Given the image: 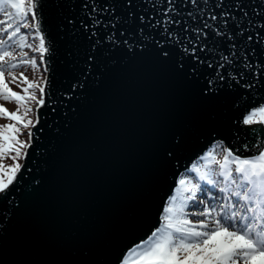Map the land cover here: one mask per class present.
<instances>
[{
  "label": "water",
  "instance_id": "obj_1",
  "mask_svg": "<svg viewBox=\"0 0 264 264\" xmlns=\"http://www.w3.org/2000/svg\"><path fill=\"white\" fill-rule=\"evenodd\" d=\"M35 11L45 103L0 193V264H123L212 144L248 158L264 142V125L242 123L264 106V0H36Z\"/></svg>",
  "mask_w": 264,
  "mask_h": 264
},
{
  "label": "snow or ice",
  "instance_id": "obj_2",
  "mask_svg": "<svg viewBox=\"0 0 264 264\" xmlns=\"http://www.w3.org/2000/svg\"><path fill=\"white\" fill-rule=\"evenodd\" d=\"M35 8L36 0H0V13L5 17L0 19V37L6 36L0 38V99L15 102L18 106L16 112H10L0 105V115L16 121L15 124L0 126V159L10 152L15 153L12 157L14 161L25 155L21 149L29 144L18 138L22 131L17 125H22L24 129L34 126L33 121L27 119L33 111L28 105L35 103L43 106L45 103L37 92H45L42 83L46 85V78L41 76L30 81L23 71L16 74L21 66H30L33 71H39L37 60L28 58L25 48L38 52L41 60L49 52ZM29 15L35 23L29 22ZM222 15L226 16L227 13ZM171 23H176L171 17L161 22L165 30ZM224 23L226 25L227 21ZM22 29H34L33 39H38V44L29 43V36L22 33ZM248 40L251 41L252 37L249 36ZM16 49L20 50L19 53ZM184 51L187 54L189 49L185 47ZM191 51L195 53V49ZM230 59L221 57L225 62ZM219 67H224V63ZM224 79L225 76L218 71L216 80H209V88ZM18 81L27 85L21 87L24 94L17 93L9 86ZM21 109L23 116L19 114ZM242 123L264 125V107L250 112ZM32 135L28 133L29 139ZM209 158L219 165L217 172H201L196 167L193 171L200 181L218 188L223 195L219 199L215 196L198 198L201 185L181 178L177 195L170 197L163 209L162 226L145 243L133 247L123 264H264V142L256 146V154L251 158H240L231 150H226L222 160H217L213 152L205 157ZM20 168L18 163L6 170L0 165V193L9 188ZM216 176L222 180L215 179ZM190 206L192 211H188Z\"/></svg>",
  "mask_w": 264,
  "mask_h": 264
},
{
  "label": "rangeland",
  "instance_id": "obj_3",
  "mask_svg": "<svg viewBox=\"0 0 264 264\" xmlns=\"http://www.w3.org/2000/svg\"><path fill=\"white\" fill-rule=\"evenodd\" d=\"M4 18H5L4 15L2 13H0V19H4ZM28 20H29V22L35 23L34 21H32L31 15H29ZM22 33L27 34L29 36V43L38 44V39H33V37L35 36L34 29H22ZM0 38H6V36L0 37ZM19 51H20L19 49H16L17 53H19ZM24 51H26L28 53V58H35L37 60V63L40 66L39 71H33L30 66H21L19 69L16 70V74L19 75V72L23 71L25 76H27L28 80H30V81L31 80H37L41 76L44 77V73L42 71V65H41L42 63H41L40 54L38 52L32 51V49H29V48H25ZM7 79L8 78L6 76V80ZM18 84H20L21 86H17ZM9 86L12 87V89L14 91H16L17 93L24 94L21 91V87H26L27 85L22 84L21 81H18L17 84H11L10 83ZM37 96L40 97L41 94L39 92H37ZM0 105H3L10 112H16L17 107H18L15 102H6L3 99H0ZM36 105L37 104H35V103H31L28 106L31 107L32 110H34ZM253 111H255V110H253ZM19 114L23 116V109L20 110ZM30 114H32V112L29 113L27 119L32 120V117L30 116ZM34 114H35V112H34ZM15 123H16V121L9 120L5 116L0 115V126H6L8 124H15ZM17 126L20 127L21 131H22V134L18 138L20 140H24L25 139L24 133L27 129H28L27 132H29L30 128L24 129L22 125H17ZM226 150H229V149H227V147L225 146L224 143L217 142V143L212 144L210 146V148L206 151V154H205L202 162L195 164L194 167L199 168L201 172H205L208 170H211L212 172H217L219 170V165L212 163L211 158L205 159V157L208 156L209 152H213L214 155L216 156L217 160H222L223 155L225 154ZM13 156H15V154H10V156H8V158H5V156H4L2 159H0V165H3L5 170L8 169L9 167L13 166L16 163L17 160L14 161L12 159ZM236 156H239V155H236ZM239 157L240 158H247V157H241V156H239ZM248 158H251V157H248ZM182 178L185 179L186 181H190L192 183H199L201 185L202 191L200 193H198V198H204L206 196H215V197H217V199H219L223 195V194L219 193L218 188H212V186L206 185L205 182L200 181L198 174L196 172H194L193 170H190L189 173L186 174L185 176H183ZM214 178L218 179V180H222V178L218 177V176H216ZM209 189H210V191H208ZM192 210L193 209L190 206L188 211H192ZM190 218L191 219H197L196 217H190ZM150 238H151V236L148 239H150ZM147 240H145L143 243H145Z\"/></svg>",
  "mask_w": 264,
  "mask_h": 264
},
{
  "label": "trees",
  "instance_id": "obj_4",
  "mask_svg": "<svg viewBox=\"0 0 264 264\" xmlns=\"http://www.w3.org/2000/svg\"><path fill=\"white\" fill-rule=\"evenodd\" d=\"M34 112H35V109L32 111V114H30V116L32 117V121L35 120V114H34ZM30 127H31V126H30ZM30 127H29V128H30ZM27 130H28V129H27ZM27 130H26L25 133H24V134H25V139H24V140H21V141H27V142H28V132H27ZM24 149H25V148H22V149H21V152H22V153L24 152ZM10 154H15V153H14V152H10V153H8V154L5 155V158H8V156H10ZM22 156H23V155H21V156L17 159L16 163H19V164L21 163ZM5 179H6V178H5ZM179 187H181L180 184H178V187H177V188H179ZM173 195H177V192L175 191Z\"/></svg>",
  "mask_w": 264,
  "mask_h": 264
},
{
  "label": "bare ground",
  "instance_id": "obj_5",
  "mask_svg": "<svg viewBox=\"0 0 264 264\" xmlns=\"http://www.w3.org/2000/svg\"><path fill=\"white\" fill-rule=\"evenodd\" d=\"M41 63H43V61L41 60ZM217 143V142H216Z\"/></svg>",
  "mask_w": 264,
  "mask_h": 264
}]
</instances>
